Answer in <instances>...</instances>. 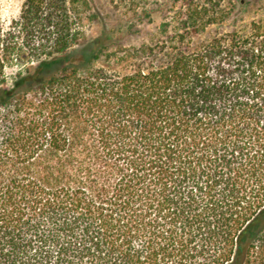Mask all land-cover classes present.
<instances>
[{"label": "trees", "instance_id": "trees-1", "mask_svg": "<svg viewBox=\"0 0 264 264\" xmlns=\"http://www.w3.org/2000/svg\"><path fill=\"white\" fill-rule=\"evenodd\" d=\"M181 1L0 20V264H264V21Z\"/></svg>", "mask_w": 264, "mask_h": 264}, {"label": "rangeland", "instance_id": "rangeland-1", "mask_svg": "<svg viewBox=\"0 0 264 264\" xmlns=\"http://www.w3.org/2000/svg\"><path fill=\"white\" fill-rule=\"evenodd\" d=\"M229 1L234 13L238 8V1L225 0L226 3ZM24 2L25 0H0V20L4 28L8 29L13 21L20 17ZM88 2L90 10L81 15V19H77L76 22L79 24L78 28L89 38L98 36L101 26L111 28L120 21L152 20L153 23L148 26L151 30L165 19L164 10L175 2H178L177 6L183 3L181 0H88ZM143 11H147L150 17L141 15L140 12ZM92 14L96 16L95 23L89 19ZM236 19L242 20L245 24L257 20L264 21V0L247 1L244 11L239 16L234 18L232 15V20ZM229 24L226 22L224 29H231Z\"/></svg>", "mask_w": 264, "mask_h": 264}, {"label": "water", "instance_id": "water-1", "mask_svg": "<svg viewBox=\"0 0 264 264\" xmlns=\"http://www.w3.org/2000/svg\"><path fill=\"white\" fill-rule=\"evenodd\" d=\"M238 1V8L237 10L233 13V17L236 18L239 16L245 9L247 1L249 0H236Z\"/></svg>", "mask_w": 264, "mask_h": 264}]
</instances>
